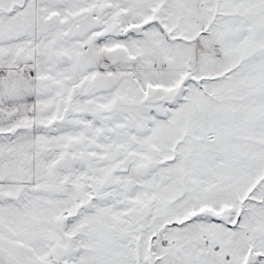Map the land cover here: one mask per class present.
<instances>
[{
	"label": "snow or ice",
	"instance_id": "1",
	"mask_svg": "<svg viewBox=\"0 0 264 264\" xmlns=\"http://www.w3.org/2000/svg\"><path fill=\"white\" fill-rule=\"evenodd\" d=\"M0 264H264V0H0Z\"/></svg>",
	"mask_w": 264,
	"mask_h": 264
}]
</instances>
